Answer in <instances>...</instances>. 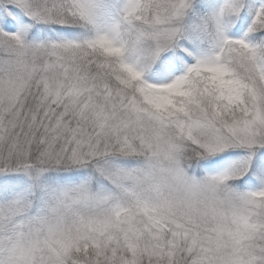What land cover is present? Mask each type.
<instances>
[{"label": "snow or ice", "instance_id": "6c2138e0", "mask_svg": "<svg viewBox=\"0 0 264 264\" xmlns=\"http://www.w3.org/2000/svg\"><path fill=\"white\" fill-rule=\"evenodd\" d=\"M0 264H264V0H0Z\"/></svg>", "mask_w": 264, "mask_h": 264}]
</instances>
